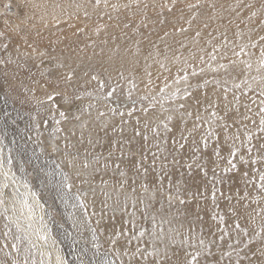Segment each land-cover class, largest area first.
<instances>
[{"label":"bare ground","instance_id":"1","mask_svg":"<svg viewBox=\"0 0 264 264\" xmlns=\"http://www.w3.org/2000/svg\"><path fill=\"white\" fill-rule=\"evenodd\" d=\"M9 1L14 4L15 11L3 14L0 17V32L4 33L3 36H0V61H3V63H0V87L13 98H17L16 100L26 101L27 110L32 114L53 113L57 110L56 103L57 106L60 104L61 108L69 110L64 117L60 116L54 119L57 126L60 127L59 133L56 130L57 132L52 138L42 142L45 151L38 150L42 153L40 154L44 160L47 158L49 160L55 159L56 164L60 162L65 169H68L70 177L74 176L71 188L75 190L76 195L78 193L88 203L85 208L88 207L91 222L97 233L106 242L111 241L113 243V240H115L116 251L112 250V253L118 254L117 256L122 258L123 264H130V261L131 264H159L160 261H163V264H186L187 259H190V257H187L185 253L201 251L199 241L203 239L210 250V254L204 252L198 258L199 264H264V232H261L258 237L255 235L264 226V220L261 219L264 216V200L258 203L253 202V204L245 202L246 200L252 201L249 199L253 198L264 199V189L261 188V184L264 182L260 180V175L264 173V131L260 130V119L264 116L260 109L264 107V104H262L264 96L259 95L260 90L264 88V68L260 67L261 55L258 56L257 53L252 52V57L239 58L231 56L236 51L230 56H226L225 53L216 62L204 64V69H200L199 74L192 77L191 81H189L190 78L186 77L185 79L183 77L185 80L182 79V81L176 82L175 78L172 77L173 74H168L171 78L167 75H159L158 83H161L160 87L170 88L171 90H177L178 86L185 85L188 82L203 81L212 77V80L201 88L197 87L185 91L177 90L178 96L176 95L177 97L173 99V105L176 106L173 108H176V110L165 115V118L163 117L164 123H160L154 118H162V116L153 113L150 106L137 107L133 105L134 102L145 98L146 93L137 95V92L132 88L121 85L123 82L120 80L124 74H116L117 70H113L115 65L113 69L107 67L109 69L106 70L99 66V68L96 67L97 65L95 66L97 69H93L87 64L89 67H86L85 76L82 70L77 71L71 68L70 65L72 64H65V61L62 62L64 64L60 63L59 61L63 58L59 55L60 51H57L59 54L55 55L53 52L49 53L50 50L54 49L52 46L54 44L67 45V43L76 40L84 42L87 38H93V36H90L88 29L103 20L100 16H105L104 10L99 11L100 6L94 5L95 0ZM106 2L108 3V1ZM247 2L248 0L244 3ZM135 3L138 2L135 1ZM199 3L200 1L197 4ZM241 4H243V1ZM231 6L235 7L236 5L232 4ZM261 6L264 7V4ZM105 9L108 14L110 11H107L108 8L106 7ZM131 9L134 10V8ZM213 10L212 12H216L215 9ZM114 11L116 12V10ZM114 11L110 14H114ZM207 12L211 13L210 11ZM216 15L219 17V12ZM234 15L237 16L238 13ZM178 17L175 16L174 18L177 19H173V22L176 23L179 20ZM124 21H121L122 24ZM103 22H105V19ZM251 22L256 23V21ZM257 22L259 23L258 20ZM188 24L191 25L189 22ZM214 27L217 30L219 29L217 26ZM112 28L109 26L106 29ZM184 28L187 27L178 26L163 30L155 36L159 37V40L155 41L154 44L153 42L144 43L145 47L143 48L154 53L159 51V46L156 43L168 42L167 48H181L188 43L190 44L192 40L187 37V29L184 31ZM100 29L105 30L104 28ZM207 32L209 31L206 30V35ZM47 39L48 41H46ZM155 44L157 46H154ZM87 47L89 48V46ZM45 48L48 49L43 52ZM96 52H99V50H96ZM77 54L78 56L81 55L80 58L83 57L82 50ZM105 58L107 57H104V60ZM137 58L139 59V56ZM82 60L83 58L81 63ZM142 61L145 62L144 59ZM79 62L77 60V63ZM249 63L251 68L247 67ZM148 64L146 65H151ZM80 68L84 69L82 65ZM140 69H142V66ZM158 69L153 70L156 73ZM129 71L131 74L134 70ZM69 73L72 77L70 81L64 79ZM150 73L146 74L149 75ZM111 77L114 78V81L109 80ZM134 77L136 76L134 75ZM137 78L136 80L140 79ZM146 78L148 79V77ZM102 80H106L105 83ZM56 84L59 85L56 92L61 93V95L55 96L54 100H48V94L53 92V87ZM119 85L124 87L121 88ZM249 87L251 90H249ZM152 89H154L153 86ZM152 89L150 90L152 91ZM215 89L218 90V94L214 93ZM146 90L149 92V89ZM158 90H161V88ZM174 94V92L164 93V97L165 95H167L166 97L174 96ZM207 94L215 96L218 103L215 105L211 102L212 108L209 109H207L206 100L204 99ZM65 96L68 98L67 102L64 100ZM222 99L226 103H221ZM38 101H43V103ZM163 102L165 103V101ZM156 106L162 109V104L159 103ZM83 109L87 111L80 112ZM167 110L169 111V108ZM60 111L62 110L60 109ZM226 113L227 115H225ZM246 116L249 118L245 119ZM169 117H171L170 120ZM161 118L160 120H162ZM30 120L32 119L30 118ZM0 121L3 122V120ZM30 123L32 124V122ZM165 124H170L168 128L171 131L165 130ZM225 124L228 125L226 129ZM204 128L208 130L204 131ZM208 133H212V135L209 136ZM182 136L187 139H181ZM249 137L251 138L249 139ZM202 138L207 139V147H205ZM179 143L184 144V147L178 146ZM165 144L169 146L168 149L165 148ZM249 149H251L250 152ZM233 153L235 154L233 155ZM173 156H175L178 163H173ZM39 157L41 156L39 155ZM164 157H167V159L164 160ZM55 162L52 161L55 166H58ZM86 162L88 163L87 168L84 167ZM232 165H235V167ZM19 176L21 175L19 174ZM2 179L3 177H0V181ZM69 182L71 183L70 180ZM144 185H147V191H145ZM10 186H15L16 189H22L25 193H28L26 189L28 190L29 186L26 188L21 185L22 187H20L17 182L13 184L9 181ZM7 189L4 190L5 204L9 196L7 195ZM170 196L172 197L171 202H169ZM181 200L184 202L181 203ZM133 203H135V207H133ZM81 210L83 211V209ZM85 212L83 213L85 214ZM6 215L12 216V213L8 211ZM35 216L37 217V215ZM153 216L155 222H153ZM23 219L20 220L22 225L25 224ZM162 221L164 223L162 224L163 238L161 239ZM237 224L240 225V229L247 230V236L240 229H237ZM169 229L172 231L170 232ZM142 231L144 235L141 237L140 232ZM154 231L155 235H153ZM118 233L119 235H117ZM133 237H136V239H133ZM32 238L35 240L34 236ZM149 239L156 243V247L149 248L148 246L147 249H143L142 247L145 246L143 243ZM237 240H239V243H237ZM249 241L251 242L249 243ZM40 244L42 245L43 242H40ZM137 246H139L143 255L137 254L132 257V253L136 252ZM40 249L45 253L44 258L47 257V260H49L47 254L51 253L50 247L48 245L46 248L41 246ZM153 250H156L158 255H149ZM125 251H127V255H125ZM52 255L51 264H56L52 260Z\"/></svg>","mask_w":264,"mask_h":264},{"label":"rangeland","instance_id":"2","mask_svg":"<svg viewBox=\"0 0 264 264\" xmlns=\"http://www.w3.org/2000/svg\"><path fill=\"white\" fill-rule=\"evenodd\" d=\"M106 1H108V3ZM127 1L128 2L130 1L129 4ZM135 1L138 3H135ZM199 1H200V3L197 4ZM242 1H243V4H241ZM246 1L247 0H236V1L230 0V2H229V0H221V2H220V0H197V1L196 0H138V1L137 0H133V1L132 0H125V1L124 0H101L100 4L98 6H100L99 11L104 10L105 16L104 15L103 16L105 18L103 16H100V17H101V19L103 18V20L101 22H103L104 19H105V22H103V23L99 22V24L93 25L88 29L90 36H93V38L90 37L89 38L90 40L87 38L84 42L76 40L74 42H71L72 44L67 43V45L69 44L71 46H69V45L67 46L65 44L64 45L63 44H60V45L54 44V45H52L54 47V49L50 50L49 53L53 52L54 55L60 53L59 55L61 57H63L59 61L60 63L65 61L64 62L65 64H68V65L72 64V65H70L71 68H74L77 71L82 70V73L85 76H86V73H84V72H85V70L87 71L86 67L90 66V67H93V69H97L96 67L99 66V67L107 70V69H109L107 67H110L113 69V66L115 65L113 70L114 71L117 70L116 74H120V75L124 74L125 75V76L122 75V79L120 81H122L123 83L121 85L132 88L135 92H137L136 93L137 95H139V94L144 95L146 93L144 95L146 99L142 98V99L138 100V102H134L133 105H135L137 107H140L142 105L143 106H150L151 109L153 110V113H155L157 116L158 115L162 116V118L161 117L154 118V120H156L158 122L160 121V123L161 122L164 123V118H165L164 116L168 115L171 112H174L176 110V108H173V107H176L175 105H173L174 104L173 99L178 96L177 90L185 91L187 89H192V88H197V87L201 88V87L207 85L209 83V81L212 80V77L205 79L206 81L201 80L202 82L200 80L192 81V83L194 82L193 84L188 82L185 85L178 86L177 90H171L170 88L167 89L166 87H160L161 83H158L159 82L158 80H159V77L161 75H167L168 77L171 78V76H169L168 74H170V75L173 74L172 77L175 78L176 82L182 81V79H184L185 77L190 78L189 81H191L192 77L197 76L199 74V72L201 71L200 69H204L203 68L204 64H207V62H209V64H212V62H216V60L221 59V57H223L225 55V53H226V56H230L232 53H234L236 51L235 54H232L231 56H234V57L237 56L239 58H242L244 56L245 57H249V56L252 57V55H253L252 52H254V54L257 53L258 56L261 55V49H264V39H261V37H264V35H263L264 34V16H263L264 15V7H262L261 5L264 4V0H250V1L248 0V2H247L248 4L247 3L245 4L244 2H246ZM256 1L259 3H257ZM177 2H178V4H176ZM195 2H197V3H195ZM228 2L231 5L234 4V5H236V6L238 5V6L237 7L231 6ZM235 2L236 3L238 2V3L236 4ZM249 2H250V4H249ZM210 3H212V4L210 5ZM252 3L255 5L252 6L253 5ZM133 4H136V5L132 6ZM188 4H190L191 7ZM220 4H222V5H220ZM94 5H96V0L94 2ZM113 5H115V7H113ZM185 5H188V6H185ZM104 6L106 8H108L107 11H110V12H108V14H107V12H105L106 9ZM176 6H177V8H176ZM101 7H103V8H101ZM229 7H233V8H229ZM260 7H261V9H259ZM131 8H134V10ZM212 8L215 9L216 12H212V11H214ZM129 9H131V10H129ZM114 10H116V12ZM250 10L253 12L252 14H251ZM14 11H15V6L11 1L0 0V17L3 14H9V13L14 12ZM112 11H114L115 13L113 12L114 14H110V13H112ZM126 11H128L127 13H129V14H127ZM207 11H210L211 13H209ZM227 11H228V13H227ZM233 11H234V13H233ZM174 12H175V14H173ZM218 12L220 14V15H218L219 17H217V15H216ZM225 12H226V15H225ZM118 13H120L119 14L120 16L118 15ZM208 13L211 15L210 17H209ZM237 13H238V15H237L238 17L236 15H234ZM256 13H258V14H256ZM207 14H208L209 18L207 17ZM240 14H242V15H240ZM179 15H180V17H178ZM181 15H182V17H181ZM204 15H206V17H204ZM212 15H213V17H212ZM175 16L179 18V20L176 21V23L173 22L174 21L173 19H177V18H174ZM170 20H172V21H170ZM200 20H201V22H200ZM211 20H213V21H211ZM257 20L259 21V23L257 22ZM121 21L122 22L124 21V23L122 24ZM216 21H217V23H216ZM218 21H220V22H218ZM251 21H253V22L256 21V23L254 22V24H253ZM188 22L191 23V25L188 24ZM218 23H219V25H218ZM194 24H196V25H194ZM98 25H100V26H98ZM113 25H115V26H113ZM176 25L187 27V28H184L183 30L186 31V29H187V31H186V33L188 34L187 37L191 38L192 43H190V44L188 43V44L182 46L181 48L180 47L179 48H174V47L167 48L166 46H168V42L167 43H165V42L164 43H156L159 46V49H158L159 51L154 52V53L148 52L147 50H145V48H143V47H145L144 43L147 44V43L153 42V44H154L155 41L159 40V37H155L156 35L160 34L163 30H168V28L171 29V28L178 27ZM109 26H111L113 28L107 30L106 28H109ZM212 26L213 27L217 26V28H219V29L217 30L214 27V29H216V30H214ZM249 26L250 27L252 26V27L247 28ZM100 28H104L105 30H102ZM188 29L190 30V32ZM206 30L209 31V32H207L208 36L206 35ZM197 31H199V32H197ZM237 31H238V33L239 32L240 33L238 34ZM102 33H103V35H102ZM197 33H199V35H197ZM213 35H215V36H213ZM261 35H263V36H261ZM149 39H151V40H149ZM100 40H102V41H100ZM230 40H232V41H230ZM46 41H48V39ZM88 41H90V42H88ZM112 41L114 42V44ZM80 42L81 43L83 42V43L81 44ZM98 42L100 43L99 44L100 46L98 45ZM90 43H91V45H90ZM156 44L154 46H157ZM255 44H256V46L253 47V45H255ZM103 45H105V46L103 47ZM82 46H84V47H82ZM87 46H89V48ZM46 49H48V48L43 49L44 50L43 52H45ZM61 49H62V52H61ZM81 50H82V54H83L82 56L83 57L80 58L79 56H81V55L78 56L77 52L80 53ZM96 50L97 51L99 50V52H96ZM57 51H60V52L58 53ZM63 51L67 54H65ZM99 53L101 55L103 54V56H101ZM133 53H135V54L133 55ZM237 53H239V54L237 55ZM95 54H97V55L93 56ZM130 54H131V56H129ZM247 54H249V55H247ZM143 55L146 57H144ZM161 55H162V57H161ZM77 56H78V58H77ZM84 56H85V58H84ZM99 56H100V58H99ZM138 56H139L140 60L137 58ZM150 56H152V57H150ZM86 57L89 61L86 59ZM104 57H107V58H105L106 61L104 60ZM213 57H215V58L213 59ZM82 58H83V60H82L83 64L81 63ZM115 58H117V59H115ZM135 58H136V60H135ZM150 58H152V59H150ZM76 59L78 60V62L79 61L80 62L77 63ZM141 59L142 60L144 59V61L146 63L143 62ZM66 61H68V62H66ZM129 61H131L130 62L131 65L129 64ZM101 62H103V63H101ZM111 62H112V64H111ZM137 62H139V63L141 62V64H139ZM64 63H62V64H64ZM121 63H123V64H121ZM134 63H135V65H134ZM143 63H145V64H143ZM148 63L151 64L152 66L151 65L147 66L146 64H148ZM75 64L76 65L79 64L78 66H80V67L82 65L84 69H81L80 67L76 66ZM199 64H201V65H199ZM84 65H85V67H84ZM126 65H128L129 67ZM141 66H142V69H140ZM205 66H208V65H205ZM134 67L137 68L139 71L137 69H135ZM190 68H191V70H190ZM153 69H158L157 70L158 72L156 71V73H155L154 72L155 70H153ZM129 70H131V71L134 70V71H132V73L130 74ZM174 70L177 72V74ZM150 71H151V73H150ZM166 71H168L169 73L168 72L166 73ZM133 73H136V74H133ZM146 73L147 74L150 73L151 75L150 74L147 75ZM184 73H185V75H184ZM191 73H192V75H190ZM193 73H195V74H193ZM179 74H182V75H179ZM129 75H131V76H129ZM134 75L136 77H134ZM145 76L148 77V79ZM153 76H154V79H153L154 81L152 80ZM136 78L137 79L140 78V79L136 80ZM155 78H156L157 82L155 81ZM128 79H130V80H128ZM143 79L144 80L147 79V80L144 81ZM176 79H178V80H176ZM109 80L114 81V78L111 77V79H109ZM193 80H195V79L193 78ZM102 81L105 83L106 80H102ZM129 84H130V86H128ZM138 84H140V85L138 86ZM121 85H119V87L123 88L124 86L122 87ZM132 85H133V87H132ZM152 86L156 90L152 89ZM160 88H161V90H158ZM146 89H149V92ZM150 89H152V91ZM160 92H162V93H160ZM171 92L175 93L174 96L172 95L170 97H166L167 95H165V97H164V93L169 94ZM148 93H150V94H148ZM214 93L218 94L219 92L217 89H215ZM151 94H153V95H151ZM11 97L12 96L7 94L0 87V116H2V117H0V120H3V122L0 121V157L4 158V160H5V170H6L8 167L7 166V159L10 156L12 159L11 170L13 171L12 173L15 174L17 184H19V186L22 187L21 185L25 186V183H27V185L29 186L28 187L29 189L28 190L26 189V191H28V193L30 192V194H28L26 192L28 203L34 209V214L37 215L38 218L40 216V218L38 219L35 215H33V220H32L33 227L34 228H41V231L46 235L48 234V237H50V238H48L47 245H48V247H50L51 253L53 254V255L51 254L53 256L52 260L56 263V257L57 256H55V255L60 254L59 256H61L63 258V260L66 261V264H82V261L84 262V264H93V262H95V264H100V261L104 260L105 258L110 260V261H114L115 264H123L122 258L120 256H117L114 253H112V250L116 251V246H114L115 244L112 243L111 241L106 242L101 237V235L99 233H97V230L94 228V225L92 224L91 218L89 216L90 212H89V210H87L88 207L85 208V206L88 204L86 202V200L83 199L78 193L76 195L75 190H73L72 188L69 191L68 189H66L64 187L58 186V185L62 184V182L64 181V175L65 174L67 175L68 179L71 181V183L69 182V180L67 181L70 184H72L74 182V180H73L74 176L70 177V175L68 173V169H65L62 163L57 162L58 164H56L55 159H53V158H52V160H49L48 158L44 160L43 156L41 155L42 153L40 151H42V152L45 151V148L43 146L44 143H42V142H44V140L52 138L57 131H58L57 133H59V131H60V127L57 126V124H56L57 122L54 121V119L59 118L60 117L59 114L61 112L66 114L67 112H69V110L61 108L60 104L57 106V103H56L57 110H55L53 113H50V112L45 113V114L40 113L42 115L32 114V113L28 112V110H27V107H26L27 102L26 101L20 100V99L16 100L17 98H13V97L11 98ZM160 97H162V98H160ZM195 98H196V96H195ZM14 99L16 100V102H14L15 101ZM204 99L206 100L207 109L212 108L211 102L214 103L215 105L218 104L216 102L217 99L215 96H211V95L207 94L204 97ZM22 101H24V102H22ZM163 101H165L166 104ZM159 103L162 104V109L157 108L158 106H156V105ZM221 103H226V101L224 99H222ZM168 108H169V111L167 110ZM60 109L62 111H60ZM177 110H178V108H177ZM85 111H87V110L83 109L80 112H85ZM92 112H95V111H92ZM164 112H166V113L164 114ZM3 113H4V115H3ZM35 115H37V116H35ZM3 117H5V118H3ZM30 118L32 120H30ZM160 118L162 120H160ZM45 120H46V122H45ZM30 122H32V124ZM167 123H169V122H167ZM1 124H3L4 126ZM43 124H45V125H43ZM167 126L169 127L170 124H167ZM53 129L55 132L52 131ZM206 130H208V129L204 128V131H206ZM36 135H38V136H36ZM41 139H42V141H41ZM40 142H41V144H40ZM38 144L41 146H39ZM180 145L181 144L179 143L178 146H180ZM168 147L169 146L167 144H165V148L168 149ZM39 155L41 157H39ZM92 160H94V159H92ZM52 161L55 162V164L58 165L59 167L55 166L52 163ZM20 162H21V165H20ZM17 163H18L19 167H18ZM30 163L31 164L33 163L32 164L33 166ZM24 167H26V168L24 169ZM60 173H63V174H60ZM19 174L21 176H19ZM7 190H8L7 195H9L8 196L9 200L8 199L6 200L7 203L4 204V206L3 205L0 206V212H2L3 209L6 207V208H8V211L12 213V206H13L12 194L17 189L15 188V186L14 187L10 186ZM19 193L26 194L25 191H23L22 189L19 190ZM32 193H35V196L31 195ZM77 196H79V200L76 198ZM21 198L22 197H20V196H17V198H16L15 203H16V208L18 210L21 208V204L18 201ZM249 200H252V201L246 200L245 202H247V204H253V202L258 203L260 201H263L264 199L253 198V199H249ZM11 201H12V203H11ZM81 203H83V205H84L83 207L80 206ZM8 205H9V207H8ZM81 209H83V211ZM83 212H85V214ZM24 213H25V216H27V209H24ZM78 214L79 215L81 214V216H79ZM12 215H13V213H12ZM17 215H19V211H17ZM85 215H86V217H85ZM48 216H49V219H48ZM44 217H46V218H44ZM78 217L81 219V221H79L80 219ZM1 219H2V221L3 220H5V221L2 222ZM45 220H47V221H45ZM0 221L2 222V223L0 222V237H1L0 238V255H1L0 256V264H8V263L13 264V261H19L20 264H23V260L25 258L24 249L26 247H28L27 241L20 242V241H17L14 239L13 236H16L19 234L22 235V233L16 232L17 230L15 228V225L12 224L10 221L8 222V220H6L3 215L2 216L0 215ZM23 221L25 222L24 219H23ZM4 224H7L8 227L6 228ZM43 226H46V228H44ZM9 229H10V231H9ZM6 232L8 233V235H5ZM13 243H17L18 245L20 244L19 245V247H20L19 253H17L16 251H14L12 249L11 246ZM109 244H110V246H109ZM143 244L145 245L144 247H142L143 249H147L148 246H149V248H152V246L156 247V245H155L156 243L155 242L153 243V241L150 239L147 240L146 242H144ZM97 245L99 247H97ZM125 250H126V247H125ZM39 251H41L40 247L38 250L33 249V252L35 253V258L37 260V264H39V261L41 259L44 260L45 264H49V260H47V257L46 258H44L45 256L41 257L39 254L40 253ZM3 253H4V255H3ZM30 262H31V258H29V264H31Z\"/></svg>","mask_w":264,"mask_h":264},{"label":"snow or ice","instance_id":"3","mask_svg":"<svg viewBox=\"0 0 264 264\" xmlns=\"http://www.w3.org/2000/svg\"><path fill=\"white\" fill-rule=\"evenodd\" d=\"M100 2H101V0H96V5L98 6L100 4ZM113 7H115V5H113ZM190 7H191V5H190ZM85 15H87V13H85ZM3 35H4V33L0 32V36H3ZM197 35H199V33H197ZM261 39H264V37H261ZM5 47H7V45H5ZM253 47H255V45H253ZM237 55H238V53H237ZM214 58L215 57H213V59ZM0 63H3V61H0ZM247 67L251 68V64L250 63L247 64ZM260 67L264 68V49H261ZM193 74H195V73H193ZM71 78H72L71 73H69L68 76L65 77L64 79L70 81ZM93 78L95 79V77H93ZM185 79H186V77H185ZM58 86H59L58 84L54 85L53 92L48 94V97H47L48 100H54L55 96L61 95V93L56 92V88ZM249 90H251L250 87H249ZM259 95L264 96V88H262L260 90ZM64 100H65V102H67L68 98L65 96ZM38 102L43 103V101H38ZM262 104H264V101H262ZM181 107H183V105H181ZM260 112L264 113V107H262L260 109ZM64 115L65 114L63 112L60 113L61 117H64ZM213 115H215V113H213ZM225 115H227V113ZM248 118L249 117H247V116L245 117V119H248ZM168 119L170 120L171 117H169ZM197 119H199V117H197ZM221 119H223V117H221ZM260 125H261L260 130L264 131V116H262L260 119ZM164 127H165L166 131H171V129L168 128L167 124H165ZM224 127L226 129L228 127V125L225 124ZM208 135L211 136L212 133H208ZM250 138L251 137H249V139ZM145 139H147V137H145ZM181 139L186 140L187 138L182 136ZM202 139H203V142L205 144V147H207V139L206 138H202ZM180 147L183 148L184 144H181ZM250 151H251V149H249V152ZM234 154L235 153H233V155ZM96 159L98 160V158H96ZM166 159H167V157H164V160H166ZM253 162L255 163V161H253ZM173 163H178L175 156H173ZM230 163H231V161H230ZM11 164H12V159L9 156L7 159V166L8 167H7V170H5V160H4V158L0 157V177H3L2 181H0V206L5 204V192H4V190L9 187V181H11V183H13V184L16 183V177H15V174L12 173ZM197 166L199 167V165H197ZM232 166L235 167V165H232ZM57 167H59V166H57ZM84 167L85 168L88 167L87 162L84 164ZM189 167H191V165H189ZM145 171H147V170H145ZM122 175H123V173H122ZM260 180L262 182H264V173H262L260 175ZM67 181H68V177H67V175H64V181L62 182V184H60L58 186L64 187L70 191L72 185L70 183H68ZM25 187L26 188L28 187L27 183H25ZM143 187L145 188V191H147V185H144ZM261 188L264 189V183L261 184ZM133 191H134V189H133ZM177 191L179 192V189ZM31 195L35 196V193H32ZM17 196L22 197L19 200V203L21 204V208L19 209V215H17L18 210L16 208V203H15ZM76 198L79 200V196H77ZM12 199H13V206H12L13 215L12 216L6 215V213L8 212V208H6V207L3 209L2 212H0V215H4V218L6 220L10 221L12 224L15 225L17 232L22 233V235L14 236L15 240L20 241V242L27 241L28 247H26L24 249L25 258L23 260V264H29V258H31V264H37V260L35 259V253L33 252V249L38 250L39 247H41V246L46 248L47 247V241H48L49 237H48V235L44 234L41 231V228H34L33 227L32 220H33V215H34V209L28 203L27 194H21V193H19V190L17 189L13 192ZM171 199H172V197L170 196L169 202H171ZM180 202L183 203L184 201L181 200ZM80 206L83 207L84 206L83 203H81ZM105 206H107V205H105ZM133 207H135V203H133ZM24 209H27V216H25ZM133 215H134V213H133ZM13 217H15V219H13ZM21 218H24V220H25L24 225H22L20 223ZM152 219H153V222H155L154 216L152 217ZM261 219L264 220V216H262ZM163 223H164V221L161 222V237H160L161 239L163 238V228H162ZM5 227L7 228L8 225L6 224ZM43 227L46 228V226H43ZM236 227H237V229H240L239 224H237ZM9 231H10V229H9ZM169 231L171 232L172 230L169 229ZM240 231L243 232V234L245 236L248 235L246 229H240ZM261 232H264V226H262L260 229V232H257L255 235L258 237V236H260ZM5 235H8V233L6 232ZM117 235H119V233ZM143 235H144V232L143 231L140 232V236L142 237ZM153 235H155V231H154ZM33 236L35 237V241L32 239ZM133 239H136V237H133ZM40 242H43V244L41 245ZM250 242L251 241H249V243ZM113 243H115V240H113ZM129 243H130V241H129ZM237 243H239V240H237ZM199 245L201 247V251L186 252L185 253V255L187 257H190V259H187L186 264H199L198 258L201 257V255L204 252H207L208 254H210V250L208 249L207 245H205V242L203 239H201L199 241ZM11 247L17 253L20 252V247L17 243H13ZM97 247H99V246L97 245ZM193 247H195V245H193ZM229 247H231V245H229ZM245 247H247V245H245ZM39 254L41 257H43L45 255V253L43 251H41ZM127 254H128L127 251H125V255H127ZM137 254L143 255L139 246H137L136 252L132 253V257H135ZM47 255L49 257V264H51V253L49 252ZM149 255L156 256V255H158V252L156 250H153V252L149 253ZM145 259H146V257H145ZM13 264H20V262L19 261H13ZM39 264H45L44 260L41 259L39 261ZM56 264H66V261H64L61 256L57 255ZM82 264H84L83 261H82ZM93 264H95V262H93ZM100 264H115V262L110 261V260L105 258L104 260L100 261ZM130 264H131V261H130ZM159 264H163V261H160Z\"/></svg>","mask_w":264,"mask_h":264}]
</instances>
